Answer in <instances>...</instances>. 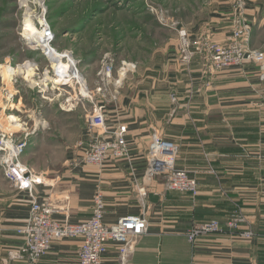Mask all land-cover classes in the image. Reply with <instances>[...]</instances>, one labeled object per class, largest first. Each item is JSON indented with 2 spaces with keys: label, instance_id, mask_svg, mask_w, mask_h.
<instances>
[{
  "label": "crops",
  "instance_id": "1",
  "mask_svg": "<svg viewBox=\"0 0 264 264\" xmlns=\"http://www.w3.org/2000/svg\"><path fill=\"white\" fill-rule=\"evenodd\" d=\"M182 1L178 28L192 37L205 34L217 43L227 41L237 0ZM244 6L249 28L244 42L264 53V0H245ZM147 36L152 39L151 52L138 58L145 62L138 66L133 60L121 61L113 85L96 100L105 107L109 135L120 126L127 127L129 158L109 160L102 167L82 164L83 117L74 110L63 111L67 130L58 131L61 141L52 138V132L40 131L30 138L22 158L26 166L56 179L52 189L37 188L39 197L57 209H68L71 223L93 215L98 193L104 198L108 225L145 213L149 232L140 238L127 264H264L261 64L246 63L206 77L200 57L189 68L179 64L175 30L158 25ZM140 41L134 43L142 46ZM97 72L89 78L84 74L91 90L98 87ZM47 107L44 119L52 130L51 124L60 117L45 115ZM156 133L178 146L177 167L197 179V196L167 191L166 180L160 176L147 178L146 155ZM67 134L73 139L63 145ZM54 152L61 153L60 158L51 157ZM31 202L30 195L18 190L0 169V264H80V239L55 241L50 253L36 263L13 258L24 244L18 229L29 217ZM239 214L244 220L236 231L188 241L194 224L217 220L226 226ZM248 231L252 238L240 236ZM103 264H121L116 244L109 245Z\"/></svg>",
  "mask_w": 264,
  "mask_h": 264
},
{
  "label": "built area",
  "instance_id": "2",
  "mask_svg": "<svg viewBox=\"0 0 264 264\" xmlns=\"http://www.w3.org/2000/svg\"><path fill=\"white\" fill-rule=\"evenodd\" d=\"M18 12L21 17L19 34L27 46L32 50H40L46 58L44 66L36 59H25L20 64H12L6 60L0 65V92L3 100V112H15L5 115L8 123L10 116H17L14 127L0 123V167L5 177L14 186L30 195L31 209L26 223L18 229V234L24 238L21 249L13 255L14 259H26L36 263L47 256L55 241L66 239H80V264H103V258L108 252L110 244L119 247V260L127 264L134 254L138 241L149 232V222L145 213L120 218L116 224L108 225L104 222L106 205L103 195L96 194L94 198L93 215L79 223L69 221L68 209H57L51 201L42 200L37 188L52 189L56 179L45 173H40L26 166L22 162L23 156L29 146L30 138L40 131L48 129L44 119L42 103H59L62 111L72 112L75 104H90L86 116V123L90 130L97 132L89 137V144L83 154L82 164L102 167L109 160L129 158L130 151L127 144V127L120 126L111 135L107 129L104 106L99 105L98 96H104L114 83L115 65L109 58H104L97 72L98 87L91 90L83 74L78 69V61L70 51H60L54 47L56 33L49 20L48 0H17ZM244 3L239 0L234 15V27L230 37L224 43H217L211 35L200 34L192 37L188 30L176 28L169 12H162L159 23L162 27H171L176 30L179 39V64L189 68L193 60L200 57L204 61L203 75L214 76L224 70L243 67L246 63L261 64V79L264 80V53L249 49L244 39L249 28L244 16ZM36 37L38 43H31L28 36ZM46 49V50H44ZM57 53L61 58H58ZM70 58H74L73 63ZM70 65L73 69L62 68V63ZM55 65L57 68H55ZM65 67V66H64ZM26 71L31 69V80L15 70ZM13 71L9 77L8 73ZM83 78L77 79V75ZM24 87L37 96V107L30 112L24 108L19 110L20 90ZM77 89L79 93H77ZM176 102V98H173ZM63 104L64 106H62ZM22 106V105H21ZM0 114V121H1ZM4 120H2L4 122ZM33 122L32 125L30 123ZM15 128V131L9 129ZM18 129V130H17ZM178 146L165 140L161 134H154L146 155L148 166L147 178L163 177L166 180V190L198 195V181L184 169L177 167ZM63 216L64 219L57 218ZM239 214L223 226L220 221L212 220L203 224H196L189 231L188 240L195 243L203 236L223 234L225 231H236L243 222ZM254 234L250 231L241 233V237L249 239Z\"/></svg>",
  "mask_w": 264,
  "mask_h": 264
},
{
  "label": "rangeland",
  "instance_id": "3",
  "mask_svg": "<svg viewBox=\"0 0 264 264\" xmlns=\"http://www.w3.org/2000/svg\"><path fill=\"white\" fill-rule=\"evenodd\" d=\"M183 1L182 4H184ZM238 1L235 5L238 4ZM241 1L245 4V0ZM48 7L49 20L56 33L54 47L60 51L68 50L72 52L78 61L80 73L86 74L88 78L96 74L104 58H109L114 62L115 71L125 61L130 62L133 60L138 66L139 62H145L144 59L138 60V58L142 55L147 57L151 52L152 39L148 38L147 34L152 32L158 25L161 26L159 18L163 14L162 12H169L171 25L172 22L176 24L182 14L178 9L179 0H48ZM20 19L17 0H0V65L6 60H10L12 64L16 65L25 59H36L46 66V58L43 52L30 49L20 36ZM177 24L176 28L179 26ZM163 28L171 31L175 30L171 27ZM137 39H142L140 43L143 49L142 46L134 43ZM140 50L143 53L139 52ZM121 61L123 62L121 63ZM135 63L133 64L137 66ZM28 71H31V69ZM1 84L0 79V87ZM77 93H79L78 89ZM0 95L2 96L1 92ZM19 95V110L24 108L30 112L34 111L37 107V96L24 87L21 88ZM42 104L45 105L43 111L46 110L47 106V108H50V110L45 111V115L60 117L55 124H51L53 129L51 130L50 124H48L46 131L52 132V138L61 141L59 134H57L58 131L67 130L65 119L61 116L63 114L61 113L63 112L62 107L58 105L59 103ZM89 106V103L84 102V104L75 105L74 109L75 113L83 117L85 125L81 136H84L85 132L86 135L79 143V147L84 150L83 153H85L87 145L90 143L89 137L97 134V132L90 130L86 123ZM0 107L3 108L2 103ZM1 108L2 118L0 123L8 125L4 120L6 119L5 115H15L16 110L5 114ZM32 124L33 122L30 123V125ZM9 130L15 131L16 129ZM72 139L73 135H65L62 139L63 145H69ZM56 156L60 158L61 153L54 152L51 155L54 158ZM41 163H44L43 160H41ZM0 169L3 170L1 167ZM37 172L45 173L50 178L55 179L47 172Z\"/></svg>",
  "mask_w": 264,
  "mask_h": 264
},
{
  "label": "bare ground",
  "instance_id": "4",
  "mask_svg": "<svg viewBox=\"0 0 264 264\" xmlns=\"http://www.w3.org/2000/svg\"><path fill=\"white\" fill-rule=\"evenodd\" d=\"M29 41L31 42V43H38V40H37V38L36 37H34V36H32V34H30V36H29ZM44 50H46V49H44ZM57 56H58V58H61V56H60V54L59 53H57ZM70 60L73 62V63H76V60L74 59V58H70ZM62 63V62H61ZM62 65V68H65V71L67 70V69H73V66L74 65H72V63L70 64V65H65V64H61ZM65 66V67H64ZM55 68H57V66L55 65ZM29 70V69H28ZM28 70H26V71H23V70H21V69H19V70H15V72H14V74L16 73V72H18V74H20V73H22V74H24V75H26L27 76V79L28 80H31V78H32V76H33V72H32V70L31 71H28ZM13 74V71H10L9 73H8V76L10 77L11 75ZM76 75H77V79L78 80H80L81 81V79L83 78L81 75H78L77 73H76ZM2 103V106H4L3 105V100H2V96L0 95V104ZM16 117L17 116H10V118L7 120L8 121V123H9V125L8 126H11V127H14V124L13 123H11V122H13L14 120H16Z\"/></svg>",
  "mask_w": 264,
  "mask_h": 264
}]
</instances>
